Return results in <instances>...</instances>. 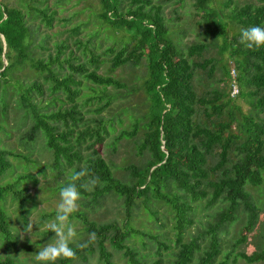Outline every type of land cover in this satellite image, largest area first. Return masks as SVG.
<instances>
[{"label":"trees","instance_id":"trees-1","mask_svg":"<svg viewBox=\"0 0 264 264\" xmlns=\"http://www.w3.org/2000/svg\"><path fill=\"white\" fill-rule=\"evenodd\" d=\"M158 1L96 0L98 17L128 38L119 48L106 49L110 55L108 69L125 64L136 66L141 61L145 65L140 87L147 97V104L142 115L143 133L137 146V153L145 155V158L140 166L123 167L128 177L126 182L113 176L109 164L95 148L103 141L107 129L100 122L97 127L87 123L81 126V114L74 102L79 94L80 80L77 77L102 91L108 86L120 88L123 84L110 75L98 74L100 61L92 53L88 64L86 61H66L68 72L62 75L53 66L61 46H56L54 59L43 61L33 57V41L38 29L34 22L38 20L45 27H50L53 21L54 11L47 7L46 0H19L21 5L17 6H9L0 0V89L3 94L10 85L21 90L17 104L30 114L31 120L25 138L33 140L41 134L55 167L66 165L71 168V175L87 168L90 175L99 177L100 184L94 190L80 189L83 197H89V206L100 205L103 198L110 195L120 199L126 215L137 200L144 206L150 199L168 204L175 216L174 244L177 251L173 263L190 264L198 245L195 241H182L183 230L190 224L189 202L206 199L208 204H212L217 200L224 201L225 208L217 213L219 223L232 221L236 211L241 209L246 232L257 221L258 211L246 186L261 183L264 126L245 115L238 121L233 99L224 88L198 90L196 83L199 72L207 78L212 76L213 59L204 57V54L219 37V53L227 51L231 69L237 72L235 81L237 79L240 88L251 89L249 96L254 98L253 106L260 112L264 111V47L253 50L240 44L242 29L264 27V0H246L232 8L229 18L238 28L235 33L226 31L220 10L209 6L211 0H193V8L200 12L203 34L211 44L192 43L182 50L169 36ZM228 5L223 4L224 7ZM23 67L39 75L42 82L33 80L23 87L15 78V72ZM222 68L228 76L226 66L222 64ZM44 91L48 94L62 92L71 105L65 110L41 112L35 98L42 96ZM241 94L238 89L236 95ZM109 101L107 97L104 105ZM122 134L132 135L131 132ZM83 142H86L84 148L89 150L85 154L79 149ZM7 156L17 155L0 149V174L9 167ZM28 178L32 179L30 175H20L17 181ZM17 181L0 185V199L9 193L21 207L26 196L23 188L16 187ZM83 182L76 183L79 186ZM80 218L85 234L96 233V240L82 250L75 244L71 245L77 252V258H85L95 251L101 264H112L110 253L104 246L107 242L135 263L133 254L123 243L132 230L119 226L115 221L95 223L84 215ZM0 235L5 243L11 242L6 215L1 207ZM243 240L244 236H241L235 241ZM88 241L89 238L83 243ZM217 254L218 239L214 229L208 248L191 264H211ZM237 256L246 263L264 261V247L250 254L238 253ZM72 261L59 259L56 264H71ZM0 264L15 263L4 259ZM152 264L160 263L154 260Z\"/></svg>","mask_w":264,"mask_h":264},{"label":"rangeland","instance_id":"rangeland-1","mask_svg":"<svg viewBox=\"0 0 264 264\" xmlns=\"http://www.w3.org/2000/svg\"><path fill=\"white\" fill-rule=\"evenodd\" d=\"M1 1L9 6L21 5L18 4L19 0ZM245 1L211 0L209 6L220 10L226 31L235 33L238 28L229 18L230 13L235 5H241ZM158 2L161 3L169 36L179 49L197 42L211 44L203 34L200 12L193 8V0ZM46 3L54 11L53 21L50 27H45L38 20L34 22L38 29L33 41V57L43 61L54 59L56 46H61L57 62L53 66L62 75L68 72L66 61L87 63L92 53L100 61L96 72L110 75L123 84L120 88L108 86L102 91L100 87L77 77L80 80L79 94L74 102L81 114V126L87 123L97 127L100 122L107 129L103 141L96 144L95 148L109 164L113 176L126 182L128 177L123 167L140 166L145 158V155L137 153L143 133L142 115L147 104V97L140 87L145 73L144 62L141 61L136 66L125 64L113 70L108 69L110 55L106 53V49L119 48L128 38L125 33L114 30L98 17L96 0H46ZM226 3L229 5L224 7L223 4ZM220 44L221 38L218 37L204 54V57L213 59L214 68L210 78L199 72L197 89L224 88L233 99L232 105L238 121L245 115L260 121L264 126V111L260 112L253 106L254 98L249 96L251 89L240 88L236 79L242 94L230 96L229 76L232 74L236 77L237 72L231 69L227 51L219 53ZM222 64L226 66L228 76L223 73ZM15 78L23 87L33 80L42 82V78L28 67L16 71ZM20 92V89L11 85L6 87L4 94L0 89V149L17 155L7 156L9 167L0 174V185L12 184L20 175H30L33 180L28 178L17 181L16 187L23 188L26 196L21 207L9 193L0 199V207L6 215L11 235V242L8 244L0 235V261L10 259L15 264H36L39 263L36 253L51 243L55 235L48 231L47 224L55 219L60 188L71 182V168L53 165L41 134H37L33 140L25 138V131L31 120L30 114L17 104ZM107 97L110 101L104 105ZM35 102L41 112L65 110L71 105L62 92L48 94L44 91L42 96L35 98ZM122 132H131L132 135ZM85 145L86 142H83L79 147L82 154L89 151L84 148ZM246 191L258 211L257 221L249 232L243 229L245 217L241 209L236 211L232 221L219 223L217 213L225 208L224 201L217 200L212 204H208L206 199L189 202L190 224L183 230L182 241H195L198 245L191 263L208 248L211 233L215 229L218 254L211 264H264V261L246 263L237 256L238 253L250 254L264 247V172L261 174V183L246 186ZM88 199L89 197H83L79 210L70 217L78 234L77 242L83 244L89 238L82 228L81 215L95 223L115 221L119 226L133 231L123 243L133 254L136 264H152L154 260H158L160 264H174V254L177 251L174 244L175 216L168 204L150 199L144 206L137 200L126 215L120 199L115 196H106L100 205L92 207L88 205ZM29 223L32 228L27 231ZM241 236H244V240L236 243L235 240ZM104 246L110 253L112 264H135L109 243L105 242ZM71 264L101 263L94 251L85 258H77Z\"/></svg>","mask_w":264,"mask_h":264},{"label":"clouds","instance_id":"clouds-1","mask_svg":"<svg viewBox=\"0 0 264 264\" xmlns=\"http://www.w3.org/2000/svg\"><path fill=\"white\" fill-rule=\"evenodd\" d=\"M240 44L249 49H259L264 47V27L251 26L242 29ZM71 182L62 186L59 191L60 201L57 205L55 219L48 222V231L55 235L52 242L36 253V260L40 264H56L59 259L76 260L77 252L71 247L72 244L76 248L83 249L89 243H95L96 233L89 234V241L86 243H78V234L75 227L70 222V217L79 210L80 202L83 199L81 188L85 191H92L100 184V179L97 176L90 175L89 170L84 168L80 171H74L71 175ZM83 180L79 186L77 181ZM100 186H103L102 184ZM32 224L29 223L27 231H30Z\"/></svg>","mask_w":264,"mask_h":264},{"label":"built area","instance_id":"built-area-1","mask_svg":"<svg viewBox=\"0 0 264 264\" xmlns=\"http://www.w3.org/2000/svg\"><path fill=\"white\" fill-rule=\"evenodd\" d=\"M229 77H230V83H229L230 96H234L238 93V87L235 81V76L233 77V75L231 74V76Z\"/></svg>","mask_w":264,"mask_h":264}]
</instances>
